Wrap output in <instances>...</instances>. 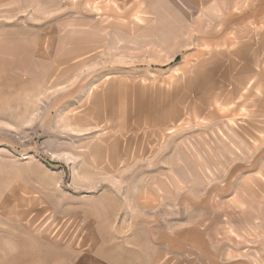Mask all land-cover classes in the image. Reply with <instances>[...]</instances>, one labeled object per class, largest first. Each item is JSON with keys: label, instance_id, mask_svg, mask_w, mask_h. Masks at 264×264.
I'll list each match as a JSON object with an SVG mask.
<instances>
[{"label": "rangeland", "instance_id": "rangeland-1", "mask_svg": "<svg viewBox=\"0 0 264 264\" xmlns=\"http://www.w3.org/2000/svg\"><path fill=\"white\" fill-rule=\"evenodd\" d=\"M251 31L264 0H0V264H68L89 224L116 262L264 264L263 45L224 73Z\"/></svg>", "mask_w": 264, "mask_h": 264}, {"label": "crops", "instance_id": "crops-1", "mask_svg": "<svg viewBox=\"0 0 264 264\" xmlns=\"http://www.w3.org/2000/svg\"><path fill=\"white\" fill-rule=\"evenodd\" d=\"M244 38L243 45L237 51L228 52L225 57L229 58L228 67L224 68V73L236 75H251L254 73L253 64L256 58L261 56L263 42L256 39L255 32L252 31ZM259 45L260 47L258 48ZM235 55L239 59V65L231 59ZM87 238L85 239L91 246L76 253L68 264H262L261 259L251 258H219L214 253L212 246H192L190 257H182V246H134L132 252L124 262H116L109 246H99L95 232H91V225H86ZM194 250V251H193ZM193 251V252H192ZM168 252V253H167ZM227 256V255H226Z\"/></svg>", "mask_w": 264, "mask_h": 264}, {"label": "trees", "instance_id": "trees-1", "mask_svg": "<svg viewBox=\"0 0 264 264\" xmlns=\"http://www.w3.org/2000/svg\"><path fill=\"white\" fill-rule=\"evenodd\" d=\"M177 59H178V58H177ZM177 59H176V60H177Z\"/></svg>", "mask_w": 264, "mask_h": 264}]
</instances>
